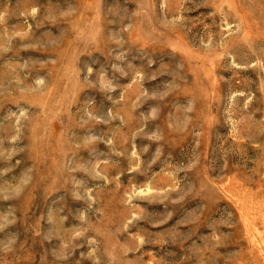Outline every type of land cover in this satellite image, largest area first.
I'll return each instance as SVG.
<instances>
[{
	"label": "rangeland",
	"instance_id": "obj_1",
	"mask_svg": "<svg viewBox=\"0 0 264 264\" xmlns=\"http://www.w3.org/2000/svg\"><path fill=\"white\" fill-rule=\"evenodd\" d=\"M0 264H264V0H0Z\"/></svg>",
	"mask_w": 264,
	"mask_h": 264
}]
</instances>
